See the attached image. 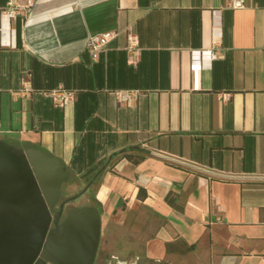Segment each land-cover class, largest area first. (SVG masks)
Listing matches in <instances>:
<instances>
[{"label": "crops", "instance_id": "0c3cea01", "mask_svg": "<svg viewBox=\"0 0 264 264\" xmlns=\"http://www.w3.org/2000/svg\"><path fill=\"white\" fill-rule=\"evenodd\" d=\"M229 3L36 0L9 31L0 17V138L54 157L75 187L98 173L87 190L122 261L264 264V0ZM105 31L95 59L87 39ZM56 88L75 98L58 105Z\"/></svg>", "mask_w": 264, "mask_h": 264}, {"label": "water", "instance_id": "95a60500", "mask_svg": "<svg viewBox=\"0 0 264 264\" xmlns=\"http://www.w3.org/2000/svg\"><path fill=\"white\" fill-rule=\"evenodd\" d=\"M97 176L57 210L70 182L67 167L40 149L0 138V264H93L102 237L99 207H70L60 218Z\"/></svg>", "mask_w": 264, "mask_h": 264}, {"label": "built area", "instance_id": "2783aa9c", "mask_svg": "<svg viewBox=\"0 0 264 264\" xmlns=\"http://www.w3.org/2000/svg\"><path fill=\"white\" fill-rule=\"evenodd\" d=\"M36 0H8L7 3L0 10L1 27L3 31L11 30V21L17 17L28 19L31 15ZM229 5L233 8H240L244 6V0H230ZM117 36L115 31H105L103 33L90 35L87 39V47L92 53L93 58H98L100 53L106 46ZM126 49L129 53V62L136 65L140 55V45L137 33L133 31L127 32ZM221 56L219 51L211 50L209 59L214 60ZM201 57H195L193 61V68L197 74L201 68ZM31 90L30 81L25 82V91ZM55 102L58 105H64L75 98L73 90L68 89H53L51 92ZM139 95L138 90H120L117 91V97L121 103L132 104L136 101Z\"/></svg>", "mask_w": 264, "mask_h": 264}, {"label": "rangeland", "instance_id": "374dc122", "mask_svg": "<svg viewBox=\"0 0 264 264\" xmlns=\"http://www.w3.org/2000/svg\"><path fill=\"white\" fill-rule=\"evenodd\" d=\"M86 185L87 184H85V185L79 184V186L75 187V186L71 185L70 182L65 184L63 187V190H62V194H61L62 199L69 198L73 195L79 194L86 187ZM92 192H93L92 190H89L83 197L77 198V199L71 201L69 203V205L77 207V206H82V205L87 204V203L95 204L93 197H92ZM129 232L130 231L128 230L127 231L128 235L130 234ZM106 234H107V230L104 231L103 238L101 237V242H100L98 254H99V257H108V259H112L113 247H111L112 250L108 249L107 240H105Z\"/></svg>", "mask_w": 264, "mask_h": 264}, {"label": "flooded vegetation", "instance_id": "af4514ba", "mask_svg": "<svg viewBox=\"0 0 264 264\" xmlns=\"http://www.w3.org/2000/svg\"><path fill=\"white\" fill-rule=\"evenodd\" d=\"M87 191L88 190H86L79 198L83 197L86 194ZM65 199H62V197L60 198L59 204L57 206V210H59L61 202L64 201ZM70 202L66 203V205L64 207V210H63V213H62V216L60 218V222H62L64 220V218L66 217L67 210L70 207H74V206H70L69 205ZM82 206H84V205H82ZM82 206H77V207H82ZM52 227H54V224L52 225ZM49 264H50V262H49ZM93 264H140V263L139 262L133 263L132 261H122L119 257H115L113 255H112V259H108V257H99V254L97 252V256H96Z\"/></svg>", "mask_w": 264, "mask_h": 264}, {"label": "trees", "instance_id": "16d2710c", "mask_svg": "<svg viewBox=\"0 0 264 264\" xmlns=\"http://www.w3.org/2000/svg\"><path fill=\"white\" fill-rule=\"evenodd\" d=\"M130 158L133 160V162H137L136 159H133V158H132V156H130ZM171 201H172V200H171ZM94 203H95V205H97V206L100 205V204L98 203L97 200H94ZM173 203L175 204L174 201H173Z\"/></svg>", "mask_w": 264, "mask_h": 264}, {"label": "bare ground", "instance_id": "6f19581e", "mask_svg": "<svg viewBox=\"0 0 264 264\" xmlns=\"http://www.w3.org/2000/svg\"><path fill=\"white\" fill-rule=\"evenodd\" d=\"M103 183V182H102ZM111 187V186H110ZM127 192V191H126Z\"/></svg>", "mask_w": 264, "mask_h": 264}]
</instances>
